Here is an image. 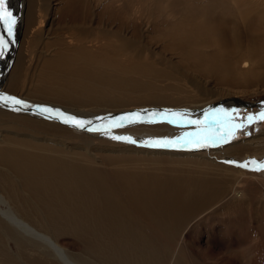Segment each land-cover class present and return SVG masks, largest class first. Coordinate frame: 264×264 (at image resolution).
<instances>
[{
    "label": "bare ground",
    "instance_id": "1",
    "mask_svg": "<svg viewBox=\"0 0 264 264\" xmlns=\"http://www.w3.org/2000/svg\"><path fill=\"white\" fill-rule=\"evenodd\" d=\"M8 6L17 22L8 39L0 25V96L27 107L0 101V264H251L264 170L226 164L246 153L240 128L202 153L153 142L200 132L166 111L203 120L219 105L242 123L234 96L264 91V0ZM242 210L254 227L233 222Z\"/></svg>",
    "mask_w": 264,
    "mask_h": 264
},
{
    "label": "snow or ice",
    "instance_id": "2",
    "mask_svg": "<svg viewBox=\"0 0 264 264\" xmlns=\"http://www.w3.org/2000/svg\"><path fill=\"white\" fill-rule=\"evenodd\" d=\"M17 18L13 15V13L9 10L8 0H0V25H3L9 36L12 35V31L14 26L16 25ZM7 48V42L0 38V56L3 55L4 51ZM0 101L5 103L11 102L13 105H22L23 107H27L26 104L17 98L10 96H0ZM41 113H52L53 110L47 107H41L39 109ZM156 114L153 113V116ZM164 117L168 123L172 124H180L187 123L191 125L197 126L200 129V132L197 133H189L185 137L177 138L176 140H163V141H155L153 142L154 147H176V146H187L191 145L195 148H203L208 147L211 144H215L217 141L227 142L229 138H231L233 132L241 127H246L253 122L264 121V109H262L257 114H249L244 119L246 123L242 122L240 124L234 123L235 115L232 112L225 111L223 108L210 109L204 114L203 120H185V113L166 111L160 114ZM57 118L64 117V123H70L78 128H84L86 123L90 124L91 122H85L76 119L75 117L65 116L63 113L57 111ZM139 113H131L127 116L120 117L118 120L112 121V127H119L123 121H127L129 123L136 122V119L139 118ZM171 117V118H169ZM215 126L216 132L212 134H204L207 129L211 126ZM90 131H96L97 129H89ZM115 140H123L129 143H135V141L131 140L130 137H122V136H114L112 137ZM234 163V162H233ZM250 165H256V167L252 170L260 171L264 170V161H248L243 164H239V167L249 168Z\"/></svg>",
    "mask_w": 264,
    "mask_h": 264
},
{
    "label": "rangeland",
    "instance_id": "3",
    "mask_svg": "<svg viewBox=\"0 0 264 264\" xmlns=\"http://www.w3.org/2000/svg\"><path fill=\"white\" fill-rule=\"evenodd\" d=\"M59 8L60 7H57L56 10L58 11ZM2 29L4 30L5 34L7 35L6 39H8L9 34L3 25H2ZM14 54H17L16 49H15ZM2 57L3 58L6 57V54L5 55L3 54ZM234 97H236L235 98L236 100L241 101V103L234 102L233 107H232L233 109L240 111L237 114V117L239 118V120L241 122L246 123L244 118L247 115L257 114L262 109H264V104H262V103H264V91L261 94L248 95V96H243V95L241 96V95L236 94V96H234ZM240 104H241V106H240V108H238V106ZM244 104H247L248 107L245 106ZM217 108H220L219 105L214 106L212 109H217ZM249 125L246 127H241L239 130V135L236 138V140L238 141V146L239 147L243 146L246 153H243L241 156H238L237 158H236V156H232L231 154H229V157H228L229 161L226 162V164L229 167H232L234 169H243L244 167L238 166L239 164H243L242 161H245V160H247V162H248V160H250V161L254 160L257 162L264 161L263 145L259 144V142H250L252 139H256V138L260 137V136H258L260 133H264V121L253 122ZM251 125H253V126H251ZM252 127L253 128L255 127V129H251ZM205 151H206V148L203 147V148H199V150L195 151V152L196 153H198V152L202 153ZM252 166L253 167H251V165H250L249 169H254L256 167V165H252ZM240 171L241 170H239L238 172H240ZM243 191L246 193H249V190L246 186L243 187ZM246 209H247V207H246ZM246 213L247 212L244 210L237 211L233 216V222L241 228H243V226L245 228L254 227L253 218L251 216V213H250V215H248ZM240 219L242 221H240ZM237 223H239V224H237ZM240 223H241V225H240ZM256 239H255V237L251 236V238H250L251 250L247 254H243L244 255L243 257L247 261H250L251 264H264V240H263L264 238L263 239L256 238Z\"/></svg>",
    "mask_w": 264,
    "mask_h": 264
}]
</instances>
